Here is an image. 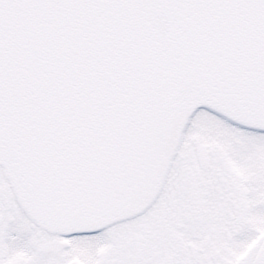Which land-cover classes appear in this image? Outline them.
Segmentation results:
<instances>
[{
	"label": "snow or ice",
	"instance_id": "6c2138e0",
	"mask_svg": "<svg viewBox=\"0 0 264 264\" xmlns=\"http://www.w3.org/2000/svg\"><path fill=\"white\" fill-rule=\"evenodd\" d=\"M0 264H264V0H0Z\"/></svg>",
	"mask_w": 264,
	"mask_h": 264
}]
</instances>
